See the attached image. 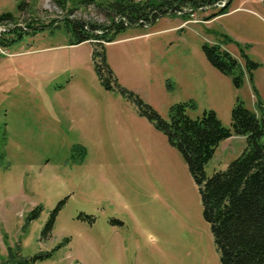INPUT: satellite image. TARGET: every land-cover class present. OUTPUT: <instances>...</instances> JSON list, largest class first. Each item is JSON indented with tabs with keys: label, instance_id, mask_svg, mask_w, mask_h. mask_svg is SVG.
I'll return each mask as SVG.
<instances>
[{
	"label": "rangeland",
	"instance_id": "374dc122",
	"mask_svg": "<svg viewBox=\"0 0 264 264\" xmlns=\"http://www.w3.org/2000/svg\"><path fill=\"white\" fill-rule=\"evenodd\" d=\"M21 1L0 0V15L45 28L9 30L22 38L0 44V264H223L183 154L119 87L167 120L179 102L194 103L192 118L215 110L228 127L239 101L264 117V0L125 27L102 41L113 77L98 72L101 44L73 43V22L101 25L96 34L111 25L106 6ZM215 45L239 60L240 85L209 61ZM246 146L245 135L222 141L206 175Z\"/></svg>",
	"mask_w": 264,
	"mask_h": 264
},
{
	"label": "trees",
	"instance_id": "16d2710c",
	"mask_svg": "<svg viewBox=\"0 0 264 264\" xmlns=\"http://www.w3.org/2000/svg\"><path fill=\"white\" fill-rule=\"evenodd\" d=\"M63 7L69 0H57ZM76 6L85 2H98L106 6L115 16L111 25L102 27V32L94 33L101 25L92 24L89 28L84 23L73 22L77 39L73 43L94 41L104 48L100 51L103 63L98 64V72L107 68L113 77L105 56L103 40L112 42L118 33L130 25H148L159 17L184 13V9L196 10L225 0H70ZM231 0L227 2L229 5ZM25 1L20 6L23 10ZM226 5V6H227ZM226 7L223 9V11ZM222 11V12H223ZM16 16L10 13L0 15V27L7 21H14ZM17 21V20H16ZM57 20H53L49 26ZM0 31V44L12 45L22 38L7 36L9 30L22 27H35L33 23H19ZM25 24V25H24ZM47 27V26H46ZM25 28V29H24ZM110 29V30H109ZM4 31V32H3ZM10 32V31H9ZM98 52L95 51L94 55ZM209 61L221 71L231 74L237 85L241 84L243 74L239 60L229 51L215 45L206 47ZM238 73V74H237ZM108 80V81H107ZM108 88H113L109 79L105 80ZM119 87V86H118ZM121 92L134 98L141 114L148 117L155 126L164 132L169 142L183 154L188 168L199 186L205 218L210 222L215 242L221 252L223 264H264V117L239 101L232 111V126H226L215 110H205L203 115L192 118L188 111L195 107L193 102H179L171 106L169 119H165L151 105L126 88ZM233 135H245L247 146L225 170L216 171L212 176L206 175L205 166L215 155L222 141ZM4 264H34L29 260L19 263L6 260Z\"/></svg>",
	"mask_w": 264,
	"mask_h": 264
},
{
	"label": "built area",
	"instance_id": "2783aa9c",
	"mask_svg": "<svg viewBox=\"0 0 264 264\" xmlns=\"http://www.w3.org/2000/svg\"><path fill=\"white\" fill-rule=\"evenodd\" d=\"M0 31H2V30L0 29Z\"/></svg>",
	"mask_w": 264,
	"mask_h": 264
}]
</instances>
